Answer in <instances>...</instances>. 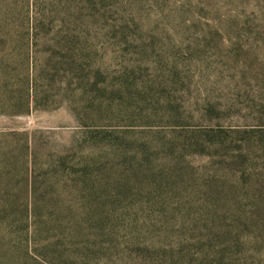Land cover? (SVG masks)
I'll list each match as a JSON object with an SVG mask.
<instances>
[{
    "label": "rangeland",
    "instance_id": "rangeland-1",
    "mask_svg": "<svg viewBox=\"0 0 264 264\" xmlns=\"http://www.w3.org/2000/svg\"><path fill=\"white\" fill-rule=\"evenodd\" d=\"M22 57L0 264H264V0H0Z\"/></svg>",
    "mask_w": 264,
    "mask_h": 264
},
{
    "label": "trees",
    "instance_id": "trees-1",
    "mask_svg": "<svg viewBox=\"0 0 264 264\" xmlns=\"http://www.w3.org/2000/svg\"><path fill=\"white\" fill-rule=\"evenodd\" d=\"M34 27H27L32 35L35 34ZM42 28L41 24L39 29ZM15 65H8L4 58H0V105L8 104L0 113L26 115L34 107L32 104L35 101L32 94L33 77L30 74L32 63L22 57Z\"/></svg>",
    "mask_w": 264,
    "mask_h": 264
}]
</instances>
